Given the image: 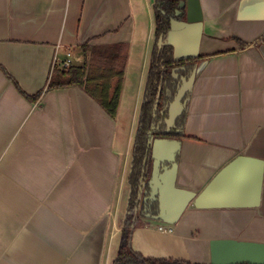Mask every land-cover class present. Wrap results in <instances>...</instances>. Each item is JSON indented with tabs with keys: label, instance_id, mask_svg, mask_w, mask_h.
Here are the masks:
<instances>
[{
	"label": "crops",
	"instance_id": "1",
	"mask_svg": "<svg viewBox=\"0 0 264 264\" xmlns=\"http://www.w3.org/2000/svg\"><path fill=\"white\" fill-rule=\"evenodd\" d=\"M200 2L206 57L186 98L176 176L179 187L197 193L238 155L264 160V0ZM153 6L154 0H0V264L113 263L135 138L122 131L123 97L131 76L134 108L143 84L144 97ZM112 46H122L124 65L115 116L80 85L47 88L69 49L74 65H84ZM22 91L43 93L34 100ZM141 216L135 251L210 264L214 238L264 242V177L257 206L191 203L171 232L160 231L163 221L150 213Z\"/></svg>",
	"mask_w": 264,
	"mask_h": 264
},
{
	"label": "trees",
	"instance_id": "2",
	"mask_svg": "<svg viewBox=\"0 0 264 264\" xmlns=\"http://www.w3.org/2000/svg\"><path fill=\"white\" fill-rule=\"evenodd\" d=\"M180 1L154 0L155 41L138 128L134 138L132 164L128 178L130 194L127 214L122 227L118 254L112 264H192L167 258L145 257L132 247L133 229L139 219L140 212L141 214L147 212L154 216L158 214L159 210L157 201L144 200L150 194L149 180L153 166L151 141L161 137L181 140L184 136L186 111L178 118L173 127L168 129L166 123L169 106L174 100L178 88L174 84L172 70L189 61L191 63L189 72H192L198 62L206 57L203 54L196 58L176 60L172 45H159L161 35H164V40L167 38L172 19L183 17L185 14L177 15ZM121 50L122 46H112L110 50L93 52L84 65L73 64L70 67L57 69L47 88L80 85L97 98L111 115L115 116L120 103L124 79V65L120 61ZM115 79L117 81L113 87ZM22 92L34 100H38L43 93L40 91L32 96L25 91Z\"/></svg>",
	"mask_w": 264,
	"mask_h": 264
},
{
	"label": "water",
	"instance_id": "3",
	"mask_svg": "<svg viewBox=\"0 0 264 264\" xmlns=\"http://www.w3.org/2000/svg\"><path fill=\"white\" fill-rule=\"evenodd\" d=\"M182 13H185L184 18L172 19L167 38L164 40V35L159 38L160 46H173L176 60L200 56L204 27L200 0H181L177 15ZM185 68L175 67L173 73ZM196 73L197 67L189 79L187 76L181 77L182 84L178 86L177 94L169 106L166 120L168 129L176 124L185 111L186 98L192 90ZM151 144L153 166L149 180L150 194L144 200L153 199L158 202V214L153 217L155 220L175 224L191 203L200 209L260 204L264 160L246 154L238 155L197 193L176 184L181 141L161 137L153 139ZM210 253V264H264V242L214 238L210 241Z\"/></svg>",
	"mask_w": 264,
	"mask_h": 264
},
{
	"label": "rangeland",
	"instance_id": "4",
	"mask_svg": "<svg viewBox=\"0 0 264 264\" xmlns=\"http://www.w3.org/2000/svg\"><path fill=\"white\" fill-rule=\"evenodd\" d=\"M152 2H153V0H149V4H151ZM152 11H153V9H152ZM76 63H77V61H76ZM73 64H74V59H73ZM148 69H149V65H148ZM135 79H136V77H134V76H131L130 79H128L127 86L129 85L130 90L128 89L127 90L128 92H126V94H124L123 107H122V111H121L122 123H123L122 131H123V134H127L128 136H129L130 130L132 132V136L135 135V132L137 130L138 116H139V111H140L139 106H140L141 100L143 98L142 97V92H143L142 89H143L144 84L142 85V89L140 90V95L138 98L137 107L134 108V102L137 99V90L135 91L136 95L135 96L132 95L134 85L136 84L135 88L137 87V83H136ZM133 81H134V83H133ZM143 83H144V81H143ZM131 126H132V129H131ZM128 195H129V186H128V184H126V188L125 189L123 188L122 195H120L119 204H118V208H117V212L119 213L120 218L125 216V214H126ZM141 217L142 216H141V212H140V218ZM140 218H139V220H141ZM156 221H158V220H156Z\"/></svg>",
	"mask_w": 264,
	"mask_h": 264
},
{
	"label": "built area",
	"instance_id": "5",
	"mask_svg": "<svg viewBox=\"0 0 264 264\" xmlns=\"http://www.w3.org/2000/svg\"><path fill=\"white\" fill-rule=\"evenodd\" d=\"M71 65H73V51L69 49L67 52V58L63 61V67H70ZM157 228L162 232H171L173 230L171 224L164 222L158 224Z\"/></svg>",
	"mask_w": 264,
	"mask_h": 264
},
{
	"label": "flooded vegetation",
	"instance_id": "6",
	"mask_svg": "<svg viewBox=\"0 0 264 264\" xmlns=\"http://www.w3.org/2000/svg\"><path fill=\"white\" fill-rule=\"evenodd\" d=\"M185 17V14H184V16L183 17H180V18H184ZM179 66H186V68L185 69H182V70H180V71H178L177 73H173V70H172V75H173V77H174V80H175V86H179L180 84H182V80H181V77H183V76H187L188 77V79H189V77L191 76V74H192V72H189V70H190V66H191V63L188 61V63L187 64H184V65H179ZM176 67H178V66H176ZM178 76V77H177ZM177 90H178V88H177ZM177 94V93H176ZM189 95H190V93H189ZM188 95V96H189ZM185 112V111H184ZM183 112V113H184ZM178 120V119H177ZM177 122V121H176ZM139 218H140V214H139Z\"/></svg>",
	"mask_w": 264,
	"mask_h": 264
}]
</instances>
